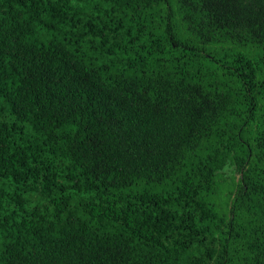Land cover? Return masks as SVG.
<instances>
[{
    "label": "trees",
    "instance_id": "16d2710c",
    "mask_svg": "<svg viewBox=\"0 0 264 264\" xmlns=\"http://www.w3.org/2000/svg\"><path fill=\"white\" fill-rule=\"evenodd\" d=\"M0 264H264V0H0Z\"/></svg>",
    "mask_w": 264,
    "mask_h": 264
},
{
    "label": "rangeland",
    "instance_id": "374dc122",
    "mask_svg": "<svg viewBox=\"0 0 264 264\" xmlns=\"http://www.w3.org/2000/svg\"><path fill=\"white\" fill-rule=\"evenodd\" d=\"M225 178L227 181H230V177L234 176L237 177V173L234 171L232 166H226L223 170H222Z\"/></svg>",
    "mask_w": 264,
    "mask_h": 264
}]
</instances>
